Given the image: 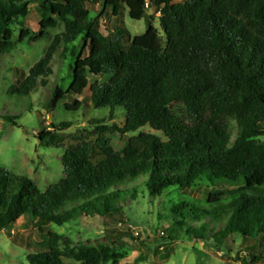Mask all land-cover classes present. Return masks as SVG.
Wrapping results in <instances>:
<instances>
[{
  "label": "trees",
  "instance_id": "trees-1",
  "mask_svg": "<svg viewBox=\"0 0 264 264\" xmlns=\"http://www.w3.org/2000/svg\"><path fill=\"white\" fill-rule=\"evenodd\" d=\"M98 1L35 0L40 21L33 32L18 24L30 14L28 2L0 0V60L17 45L39 43L59 23L64 29L28 75L6 89L12 106L30 100L39 82L46 85L61 47L84 37L87 56L76 58L67 92L55 88L47 105L88 89L92 107L106 109L108 120L121 117L120 111L124 117L121 128L93 121L97 131L90 138L55 141L51 131H40L39 140L50 138L52 147L62 149L63 175L45 191L0 166V232L21 217L40 229L81 217L114 218L127 200L137 199L142 184L153 200L168 198L158 204L160 217L170 223L166 243L211 235L218 245L237 243L244 264L264 263V0H149L165 44L152 26L154 14L140 36L131 37L120 24L124 9L131 20H141L146 0H103L102 12L114 19L107 35L99 31V16L90 17L87 9ZM15 25L20 29L13 41ZM83 104L74 100L64 107L74 112ZM2 117L11 124L19 119ZM113 132L129 135L123 148L114 147ZM205 183L231 196L210 193L203 204L177 196ZM156 254L161 260L169 255ZM119 258L107 248L64 253L50 246L26 261L117 264Z\"/></svg>",
  "mask_w": 264,
  "mask_h": 264
},
{
  "label": "rangeland",
  "instance_id": "rangeland-1",
  "mask_svg": "<svg viewBox=\"0 0 264 264\" xmlns=\"http://www.w3.org/2000/svg\"><path fill=\"white\" fill-rule=\"evenodd\" d=\"M102 1L99 0L95 5H87V9L90 17L99 16V31L107 35L108 31L112 30L114 19L109 11L102 12ZM186 1L190 0H173V3ZM21 2L29 3L30 14L18 24L36 32L40 21L36 2L35 0ZM146 2L148 9L141 20H131L124 9L119 18L120 24L131 37L140 36L148 28V16L154 14L152 26L165 44L166 37L160 27L159 14L151 7L149 0ZM19 25L13 27V41L19 35ZM63 30V25L59 23L54 29H49L39 43L31 46L17 45L0 60V166L15 175L26 176L41 191L47 190L62 177L63 167L62 149L52 147L49 143L50 138L46 141L39 140L37 135L40 131H51L55 141L90 138L97 131L93 121L105 119L104 126L121 128L124 120L122 111L118 112L122 114L121 117L117 114V117L110 121L107 119L106 109H94L88 89L81 97L67 94L57 105L52 107L47 105L55 88L67 92L72 81V67L76 58L87 56V42L84 37H80L67 49L61 47L55 54L50 65L52 74L45 79L46 85L39 82L30 100H25L16 107L7 101L4 95L6 89L28 75L29 69L42 57L54 36L61 34ZM72 49L75 56L71 54ZM82 99L85 104L78 111L68 112L65 109L66 104ZM28 106L31 109L27 110ZM2 116H19V119L15 120L16 124H11ZM61 123L69 124V127L57 128L54 131L50 128L51 125L58 126ZM110 138L114 147L121 149L126 145L129 135L122 136L118 132H113ZM259 141L264 144V137ZM214 192L222 193L225 200L231 196L228 190L207 183L176 195L203 204L208 194ZM138 193L135 201L127 200L122 212L111 219L81 217L63 227L48 225L40 229L34 226L35 220L21 217L10 230L0 232V264H28L27 256L45 252L50 246L64 253L83 247L107 248L111 254L120 256L117 264L245 263V252L231 240L218 245L210 235L205 241L184 237L180 242L166 243L165 231L170 223L160 217L164 216V213L162 206L158 204L167 201L168 198L153 200L142 184L138 188ZM156 252L169 255L165 260H161Z\"/></svg>",
  "mask_w": 264,
  "mask_h": 264
}]
</instances>
